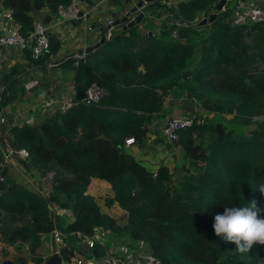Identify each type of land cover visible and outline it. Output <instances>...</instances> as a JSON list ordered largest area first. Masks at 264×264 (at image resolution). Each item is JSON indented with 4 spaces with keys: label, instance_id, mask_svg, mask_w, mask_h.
Here are the masks:
<instances>
[{
    "label": "trees",
    "instance_id": "1",
    "mask_svg": "<svg viewBox=\"0 0 264 264\" xmlns=\"http://www.w3.org/2000/svg\"><path fill=\"white\" fill-rule=\"evenodd\" d=\"M110 1L122 8L129 0ZM220 1L209 7L207 0L144 3V19L157 20L159 30L142 32L136 25L114 34L115 27L122 28L117 25L83 60L76 64L69 57L60 63L73 69L75 91H85L92 83L102 87L105 94L99 101L83 99L36 123L13 124L8 135L0 124V138L23 170L39 177L38 182L46 172L54 173L52 191L44 198L7 174L0 152L5 177L0 182L1 256H7L10 247L14 264H44L50 256L39 251L42 236L58 228L64 237L58 252L68 264L75 256L72 240L82 241L99 227L115 238L144 243L162 264H264V246L242 256L213 229L214 217L224 207L256 200L264 208L259 190L264 185V22L232 25L228 18L236 0H227L216 13L217 23L194 21L196 11L207 13ZM69 2L0 0L26 38L34 29L36 12H56L59 4ZM183 14L190 15L183 20ZM107 32L102 30L104 36ZM58 49L56 41L33 58L28 47L27 64L3 70L0 109L14 96L20 79L31 70L46 69ZM172 94L195 101L212 116L195 115L190 126L177 131L174 144L195 170L185 169L176 177L165 163L149 169L125 146L129 137L145 146L150 124L169 118L167 100ZM225 113L242 135L222 124L219 115ZM21 149L27 156L18 154ZM93 179L110 185L112 201L127 211L125 225L101 212L88 192ZM48 204L69 210L71 220L55 216ZM109 246L106 242L89 252L103 255Z\"/></svg>",
    "mask_w": 264,
    "mask_h": 264
},
{
    "label": "crops",
    "instance_id": "2",
    "mask_svg": "<svg viewBox=\"0 0 264 264\" xmlns=\"http://www.w3.org/2000/svg\"><path fill=\"white\" fill-rule=\"evenodd\" d=\"M80 1V0H79ZM139 0H129L122 8L117 7L110 0H91L90 3L96 6L94 13L88 17L86 21L78 19L65 21L60 18L57 14V11L54 12L49 8H44L38 12H36V21H40L45 25L50 27V33L55 36V42L58 41L59 49L56 54L49 58V63L46 69L39 70L34 69L26 73L22 81L20 83L22 94L19 97L15 98L12 103L6 104L3 107V115L6 117V123L3 125L5 127V134H9V129L13 124L21 125L22 123H36L43 118L50 116L56 110H60L63 102L71 98L74 99L75 89L72 85V76L73 69H68L61 65V61L72 58L75 54H77L78 49H84L88 46H91L99 41L100 37L103 35L102 30L106 27L107 21L112 19L111 14L115 13L118 16H122L124 12V8L132 6ZM144 1V0H143ZM180 1L185 0H160V2L165 4H177ZM218 0H207L206 7L212 6ZM258 6L264 9V0H254ZM81 2V1H80ZM91 7V4H87L85 2H81V8L84 12H86ZM190 14H183V20L188 18ZM197 11L194 13V21L197 17ZM193 21V20H192ZM142 25V26H141ZM159 22L156 20L153 23H149L148 20L143 18L142 22L137 25L140 26L142 32L149 31V29L159 30ZM90 27V29H89ZM123 29L120 27V30ZM28 58L26 55V51H17V50H7L4 55V64L6 66V70L12 67L14 64L18 63L21 65L27 64ZM18 92V90L14 91V95ZM163 136V135H162ZM164 137V136H163ZM6 144L4 142L3 146ZM0 143V148L3 147ZM139 147V148H138ZM130 145L126 146L127 152L136 156L137 158L142 160V163L147 166L144 162L145 159V151L146 147H142L144 150H141V146ZM181 149V148H180ZM12 150V149H11ZM19 154V153H18ZM169 155V153L167 152ZM20 155V154H19ZM24 157V156H22ZM13 151H12V161L6 163L7 164V174L11 176L16 182L25 183L24 178L30 179V185L25 186V188L36 192V188L39 184V177L34 174L27 172L24 174V177L20 176L21 174H15V170L19 173L20 167L19 163L13 161ZM144 161V162H143ZM168 161V160H167ZM165 164L169 165L168 162L165 161ZM157 167V164L153 165V167L149 168L154 170ZM25 171V170H24ZM21 173V172H20ZM23 175V174H22ZM20 176V178H19ZM88 192L96 198L97 204L100 207L102 213L108 214L110 216H114L120 218L121 215L126 213L125 210L118 207L116 202L112 201V190L110 185L105 181H101L98 179H93L89 186ZM99 198V199H98ZM112 201V202H111ZM116 203V204H115ZM67 210V209H66ZM71 212L67 210L65 215H60L63 218H66V221L71 220ZM120 220V219H119ZM120 220V222H122ZM60 233L59 229H55ZM62 235V233H60ZM67 237V236H66ZM64 240V237L62 235ZM106 242L109 243V247L111 250L113 249L116 257L124 260L126 264L132 261L136 255H132L134 252V247L130 248L131 253L122 250L123 246H119L115 241L114 237L111 234H107ZM81 243V252L78 255L73 257L74 261L70 264H77V260H81L84 264L85 260L89 258H93L96 264H100L103 260V255L99 256L100 258L96 260L93 257L92 252L91 256H88L87 251L89 248L85 245L84 240L80 241ZM142 244V243H140ZM145 249V246L141 247ZM116 249V250H115ZM111 250L107 249L106 252L112 254ZM39 251L44 254V256H51L54 252H57L56 244L54 241L53 233L44 234L42 236V242L39 247Z\"/></svg>",
    "mask_w": 264,
    "mask_h": 264
},
{
    "label": "built area",
    "instance_id": "3",
    "mask_svg": "<svg viewBox=\"0 0 264 264\" xmlns=\"http://www.w3.org/2000/svg\"><path fill=\"white\" fill-rule=\"evenodd\" d=\"M91 7L84 12L81 8V2L79 0H70L68 4H59L57 6V14L61 19L65 21L71 20H84L86 21L89 16H91L96 6L93 3H90ZM215 8L208 10L205 13V10L199 15H197L195 21L201 20L203 15H209L215 12ZM228 21L232 25H248L253 23L264 22V9L257 5L254 0H236L233 5L231 15L228 18ZM181 22V21H179ZM108 25L112 24V19L107 21ZM90 29V27H89ZM111 29H107L106 38H110ZM50 31V27L48 25L43 24L40 21H36L34 24L33 31L29 34L28 38L24 37L20 32V24L15 20L11 10L4 8L0 3V68H2V62H4L5 51L7 50H17L24 51L26 48H31V56L33 58H38L42 56L45 51L48 49V39L47 35ZM175 34V32H173ZM72 59L75 60L77 64V60L81 59L78 54H75ZM0 86V93H1ZM85 98L88 103L97 102L99 99L105 94V90L97 85L96 83H92L85 90ZM75 103L74 99L69 98L60 107V110H67ZM3 108L0 109V124H5L6 117L3 115ZM193 118L186 115L181 117H172L171 120L167 119V122L164 125V129L162 130L163 136H165L168 140L174 141L178 138V130L188 127L192 124ZM167 124V125H166ZM135 143L133 137H129L125 139V146L133 145ZM0 152L4 158V163H8L12 161V150L9 148L7 142L6 144L0 148ZM21 156H27V151L25 149H21L18 151ZM3 165V164H0ZM5 177L2 175L0 171V182L4 181ZM54 184V173L49 171L46 172L40 178V182L36 188V192L44 197L48 198L52 191V187ZM48 209L55 215L60 216L67 213L65 208L60 207L56 204H48ZM53 237L56 244L57 252L60 247L63 245L62 235L53 231ZM109 234V231H101L99 227H94L92 234L86 238H84L85 245L90 249L95 245L104 246L106 243V235ZM1 249V247H0ZM95 255V254H94ZM74 259L71 258L70 263L73 262ZM68 263V264H70ZM77 264H82L81 260H77ZM62 264H66L62 259ZM84 264H96L93 258H89L85 260ZM100 264H121L113 254L106 252L103 255V260ZM128 264H162L161 260L151 254L150 252H141L140 256L135 257Z\"/></svg>",
    "mask_w": 264,
    "mask_h": 264
},
{
    "label": "rangeland",
    "instance_id": "4",
    "mask_svg": "<svg viewBox=\"0 0 264 264\" xmlns=\"http://www.w3.org/2000/svg\"><path fill=\"white\" fill-rule=\"evenodd\" d=\"M211 1H214V0H211ZM119 29L120 28L115 27L112 30V32L115 34V33H117V31H119ZM26 67H28V66H26ZM2 68H3L2 70H6V66L3 62H2ZM39 70H43V69H39ZM18 78H21V77L18 76ZM22 78L20 79L21 81H22ZM21 81L19 83H21ZM19 86H20V84L17 85V87H16L18 92L14 96H11L10 100L8 101V104L12 103L15 98L19 97V95L22 94L21 87H19ZM169 96L170 97L168 98L167 102H168V108H169V110H171V113H170L171 117H181V116L188 115V116L193 118V116L198 115V116H201V118L202 117L209 118V119L212 118V116L209 113H207L206 110L201 109V107L198 104H196L195 101L192 102L189 98L187 99L186 97L180 96V95L175 96L174 94H172V96L171 95H169ZM219 117H221L223 119L222 124L225 125L226 128L232 129L236 135H242L241 127L239 125H237L235 123H231L227 120V119H230V117H231L230 114H227V113L220 114ZM260 118H262V117H260ZM197 121H199V120L197 119ZM166 122H167V119L166 120L163 119L157 123L150 124V126H149L150 130H149V132L146 136V139L144 141V145H145L144 147H146L147 150L145 151L146 161L145 162L143 161V162L147 165V167L151 168V167H153V165L158 164L159 162L165 163V161H166V162H168L169 166H171L170 168L172 169L173 175L175 177L186 173L185 169H190V173H194V170H195L194 167L190 166L188 161L184 158L182 150L174 144V141H170L165 136L164 137L162 136L163 135L162 130L164 129V125ZM0 143L3 146L4 142L1 138H0ZM133 145H135L137 147L140 146L139 144H136V143H134ZM141 150L143 151L144 149L141 147ZM167 152L169 153V155L167 154ZM15 174L16 175L21 174L20 176L24 177V174H26V171H24L21 168L19 173H18L17 168H16ZM20 176H19V178H20ZM23 181L25 183H22V184H24L25 186L30 185L29 184V182H31L30 179L28 180V179L24 178ZM112 195H113V197H112V200H113L114 199V193H112ZM118 207L123 209L119 205H118ZM123 210H125V209H123ZM126 215H127V211H126V213L121 215L120 218H118L120 220L123 219L122 222H120V220H119L120 224L125 225ZM114 240L118 241L117 244L119 246L120 245L123 246L122 250H126L130 253H131L130 248H132V246H133L134 252H132V255H136V253H137V255L140 256L141 252L148 251V249L144 243H142V244L132 243V242L130 243V241L127 240V238H125V237L124 238H121V237L115 238ZM72 242H73V245L75 247V255L82 253L80 240H72ZM143 246H145V249L141 248ZM0 247H1V244H0ZM109 248L111 250V247H109ZM6 250L8 251L9 254L7 256H1L0 255V262L3 259H12L11 257H12V255H14L15 251L13 250V248H10V247H7ZM111 252L115 256V258L122 264V262L119 258L122 255H120L119 257L118 256L116 257V254H114L113 249L111 250ZM87 253H88V256L90 257L91 253L89 251H87ZM99 256H102V255H94L93 254V257L96 258V260H98L100 258Z\"/></svg>",
    "mask_w": 264,
    "mask_h": 264
},
{
    "label": "clouds",
    "instance_id": "5",
    "mask_svg": "<svg viewBox=\"0 0 264 264\" xmlns=\"http://www.w3.org/2000/svg\"><path fill=\"white\" fill-rule=\"evenodd\" d=\"M264 193V185H260ZM264 208L258 207L256 200L248 206L224 207L222 213L214 217L213 229L217 237L235 245L243 256L254 246H264Z\"/></svg>",
    "mask_w": 264,
    "mask_h": 264
},
{
    "label": "water",
    "instance_id": "6",
    "mask_svg": "<svg viewBox=\"0 0 264 264\" xmlns=\"http://www.w3.org/2000/svg\"><path fill=\"white\" fill-rule=\"evenodd\" d=\"M34 0H31V3L33 4ZM81 2H85L87 4H90L91 0H80ZM150 0H139L132 6H129L127 8H124V12L122 16H118L115 13L111 14L112 17V24L107 25L103 29H110L111 27L117 26V25H122L123 29L126 30L127 28L134 27L136 25H139L143 18H144V13L142 12V7L144 3L149 2ZM227 0H221L215 8V12L209 14V15H203L201 20H199V25H206L208 23H217L216 16L217 12L222 10L224 5L226 4ZM203 12L202 10H198L197 14H201ZM151 35V32H149ZM105 36L102 35L99 39L98 42L95 44L88 46L84 49H78L77 54L81 57V60H83L84 56L88 54L89 52H93L96 48H98L104 41H105ZM48 39V49L51 47V45L55 42V36L52 35L50 32H48L47 35ZM68 65H71V61L68 62ZM3 70L0 68V76L2 75ZM85 91L83 90H77L75 91L74 95V101H80L85 98ZM171 116L168 118V120H171ZM167 125V124H166ZM94 247H98V245H95ZM0 264H14L12 259H3L1 260ZM44 264H62V257L60 256L59 252H54L46 261Z\"/></svg>",
    "mask_w": 264,
    "mask_h": 264
}]
</instances>
